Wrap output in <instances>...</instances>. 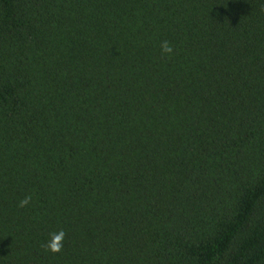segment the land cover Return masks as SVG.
Listing matches in <instances>:
<instances>
[{
    "label": "trees",
    "instance_id": "trees-1",
    "mask_svg": "<svg viewBox=\"0 0 264 264\" xmlns=\"http://www.w3.org/2000/svg\"><path fill=\"white\" fill-rule=\"evenodd\" d=\"M0 264H264V0H0Z\"/></svg>",
    "mask_w": 264,
    "mask_h": 264
},
{
    "label": "clouds",
    "instance_id": "clouds-1",
    "mask_svg": "<svg viewBox=\"0 0 264 264\" xmlns=\"http://www.w3.org/2000/svg\"><path fill=\"white\" fill-rule=\"evenodd\" d=\"M160 47L162 53L167 54L172 52V47L170 46L168 41H163ZM30 199V197H25L24 199L19 201L18 206L21 208L27 206L30 203ZM65 235L66 234L63 229L50 233L45 243L47 250L53 253L61 251V249L63 248Z\"/></svg>",
    "mask_w": 264,
    "mask_h": 264
}]
</instances>
